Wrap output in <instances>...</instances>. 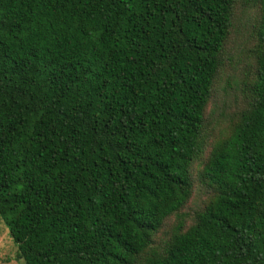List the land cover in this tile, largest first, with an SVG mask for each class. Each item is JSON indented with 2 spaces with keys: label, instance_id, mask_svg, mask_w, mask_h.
I'll return each mask as SVG.
<instances>
[{
  "label": "trees",
  "instance_id": "obj_1",
  "mask_svg": "<svg viewBox=\"0 0 264 264\" xmlns=\"http://www.w3.org/2000/svg\"><path fill=\"white\" fill-rule=\"evenodd\" d=\"M0 216L25 264H264V0H0Z\"/></svg>",
  "mask_w": 264,
  "mask_h": 264
},
{
  "label": "rangeland",
  "instance_id": "obj_2",
  "mask_svg": "<svg viewBox=\"0 0 264 264\" xmlns=\"http://www.w3.org/2000/svg\"><path fill=\"white\" fill-rule=\"evenodd\" d=\"M218 95L221 96L222 92H218ZM203 199L205 198L196 195L191 201V206L194 207ZM174 220L175 218H172L170 222ZM17 256L18 247L14 242L9 228L0 216V264H25L24 260H19Z\"/></svg>",
  "mask_w": 264,
  "mask_h": 264
}]
</instances>
